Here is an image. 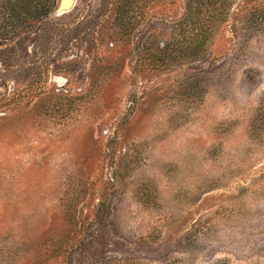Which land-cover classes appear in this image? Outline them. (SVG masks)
Listing matches in <instances>:
<instances>
[{
	"label": "rangeland",
	"instance_id": "1",
	"mask_svg": "<svg viewBox=\"0 0 264 264\" xmlns=\"http://www.w3.org/2000/svg\"><path fill=\"white\" fill-rule=\"evenodd\" d=\"M61 2L0 0V264H264V0Z\"/></svg>",
	"mask_w": 264,
	"mask_h": 264
},
{
	"label": "trees",
	"instance_id": "2",
	"mask_svg": "<svg viewBox=\"0 0 264 264\" xmlns=\"http://www.w3.org/2000/svg\"><path fill=\"white\" fill-rule=\"evenodd\" d=\"M19 1V3H18ZM223 1V2H222ZM226 0H208L206 3L204 0H187L186 12L183 20L179 22V29L183 28V23L186 22L187 25L189 20L196 19L199 20V24H196L192 31H190V38L193 37V42L199 39L205 40L209 36L210 31L207 32L206 21L203 24V20H213L217 18H222L225 15V5L216 8L218 2L225 3ZM57 5V0H17V5H15L14 18L17 20H29L33 18H46L55 12V7ZM214 6V7H213ZM199 25V26H198ZM192 40V39H191ZM196 44V41H195Z\"/></svg>",
	"mask_w": 264,
	"mask_h": 264
},
{
	"label": "water",
	"instance_id": "3",
	"mask_svg": "<svg viewBox=\"0 0 264 264\" xmlns=\"http://www.w3.org/2000/svg\"><path fill=\"white\" fill-rule=\"evenodd\" d=\"M75 0H62L61 7L56 11L57 15H63L64 13L70 12L74 9Z\"/></svg>",
	"mask_w": 264,
	"mask_h": 264
}]
</instances>
